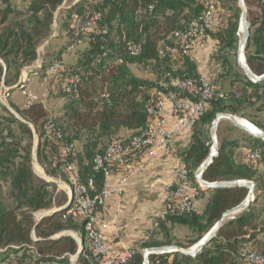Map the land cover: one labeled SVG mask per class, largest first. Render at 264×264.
<instances>
[{"label":"trees","instance_id":"obj_1","mask_svg":"<svg viewBox=\"0 0 264 264\" xmlns=\"http://www.w3.org/2000/svg\"><path fill=\"white\" fill-rule=\"evenodd\" d=\"M66 1L20 0L17 5L13 0H0V61L6 67L3 82L7 86L12 83L11 68L14 80L22 68L36 61L38 48L50 37L54 13ZM243 4L249 24L245 62L252 74L261 76L264 75V0H243ZM203 9L204 4L198 0H79L67 9L69 20L73 14L82 15L85 11L100 14L101 20L87 34L90 35L88 49L78 57L75 66L61 65L65 48L52 57L53 64H59L57 74L63 78L54 95L62 101L57 114L49 119L44 106L34 102L27 107H15L18 119L2 107L0 264H9L10 258L17 262L28 259L33 264H70L72 256H76L75 264H97L86 245L82 223L67 215V210H59L66 205L67 197L55 202L56 184L38 179L32 171L34 132L38 139L36 160L49 177L66 182L65 165L75 163L81 181L91 180L94 192H99L105 175L93 171L94 159L103 155L105 143L124 139L117 137L120 130L135 135L152 122L148 115L152 88L161 80L199 77L194 61L179 47L175 58L159 55L158 50L164 45H173L171 34L182 27L181 21L188 24L197 20ZM222 12L227 14L224 24L219 23ZM214 14L215 25L202 39L209 37L220 51L233 50L241 16L239 0H215ZM104 27L106 33H103ZM68 36L71 41L70 30ZM160 43L163 45L159 47ZM133 44L139 46L135 55L128 50ZM250 46L252 52H248ZM225 64L226 61L221 64V77L230 79V89L224 91L214 82L219 88L218 94L208 102L204 115L192 129L189 147L181 154L193 185H197L196 171L210 155V129L217 114L245 117L247 111H251L252 123L264 133V82L254 83L245 73H237ZM49 66L43 65L42 69ZM131 66L149 69L155 80L135 76ZM72 78L75 81L70 84ZM50 120L60 138L48 130ZM216 136L218 154L202 172L201 180L207 183L252 182L261 192L258 199L227 217L215 236L194 256L179 251L150 254L148 264H244L242 254L249 243L256 248L252 250L264 253V140L251 138V144L246 146L249 153L259 151L258 161L248 158L246 163H240L235 153L239 144L220 141ZM65 144L75 146V157L62 153ZM142 158L144 154L140 152L133 161ZM206 191L207 203L200 213H169L159 219L158 228L165 242H142L132 246L135 254L126 264H143L146 249L166 246L190 250L224 213L247 198L249 190L235 186ZM54 210L56 212L50 216L39 221L35 219L39 212ZM173 226L189 231L184 243L170 237ZM67 232L78 234L80 242Z\"/></svg>","mask_w":264,"mask_h":264},{"label":"built area","instance_id":"obj_2","mask_svg":"<svg viewBox=\"0 0 264 264\" xmlns=\"http://www.w3.org/2000/svg\"><path fill=\"white\" fill-rule=\"evenodd\" d=\"M204 4L202 15L190 23L181 21V28L171 34L173 45H164L158 50L159 55L168 54L175 58L178 54V47L183 54H188L193 45L201 40L216 22L215 0H198ZM101 16L98 13L85 11L82 15L73 14L69 23L71 35L70 46L81 43V37L87 35L100 22ZM106 33V27L103 29ZM128 50L131 54H137L139 46L130 45ZM106 53L102 54L105 57ZM1 63V61H0ZM59 68V64H53L49 69L42 71L45 78L50 77ZM42 70V66L39 65ZM44 78V79H45ZM30 79L20 81L15 88L23 91L25 101L23 107L39 102L45 106L48 93L45 90L41 97L29 91L27 86ZM72 78L69 83H74ZM8 88L3 83L0 84V105H4L8 97ZM69 91V87L65 88ZM218 86L205 76L199 75L197 78L161 80L150 92L148 101V115L152 122L139 133L124 139H112L107 142L103 155H98L93 161V171L103 172L105 182L99 192H94L92 181L83 183L80 179L79 171L75 163H67L64 171L66 173L68 188V198L72 195V203L66 214L82 223L86 245L97 264H126L135 254L132 247L125 248L120 254L109 253L106 241L103 237V230L108 225H98V211L115 194L121 192L122 188L133 178L139 176L147 166V163L156 158L160 152L169 148L171 139L175 133L173 130H165L162 124L171 116L177 119L178 132L192 131L197 121L204 115L208 102L218 94ZM166 102L170 104V109L165 107ZM53 115H49V119ZM249 123V122H248ZM252 125V124H251ZM253 126V125H252ZM48 130L55 132L57 138L61 135L56 131L51 120L48 122ZM254 127V126H253ZM260 132V131H259ZM261 133V132H260ZM142 152L144 158L134 162L135 155ZM62 153L75 157V146L65 144L62 146ZM260 158L257 150L249 153V160L255 162ZM117 171L120 175L116 183L110 184L106 181L107 176ZM196 178L201 179L200 175ZM204 189L201 184L193 185L189 182L187 171L183 166L175 170V180L172 185L164 189L165 204L160 219L167 214H181L196 212L194 201L200 196V191ZM94 192V194H92ZM148 257V256H147ZM244 264H264V253L256 252L250 248L244 250L242 254ZM70 264H75L76 256L70 257ZM44 264V263H42ZM49 264H59L52 262Z\"/></svg>","mask_w":264,"mask_h":264},{"label":"crops","instance_id":"obj_3","mask_svg":"<svg viewBox=\"0 0 264 264\" xmlns=\"http://www.w3.org/2000/svg\"><path fill=\"white\" fill-rule=\"evenodd\" d=\"M69 1H72V5L79 0H67L65 3ZM15 4L17 3L15 2ZM214 45L215 42L209 37H206L196 42L188 54L194 61L199 75L207 77L220 85L224 91H228L230 89V79L221 77L223 74L221 66L208 63L210 53L214 51ZM239 62L241 63L240 58ZM32 84L33 83H29L28 88H31L33 86ZM41 86L42 85L36 86V89L34 87V92L39 93ZM165 107L170 109V104L166 102ZM233 116L235 117L236 115ZM225 120L229 119L223 118L219 121L216 135H218L220 141L237 142L239 144V147L235 150L237 161L246 163L249 158V150L246 146L251 144V138L254 137L237 128L235 125V131L230 129V127H227L228 125L224 123ZM162 128L175 131L169 148L166 151L160 152L156 158L150 160L147 163L146 169L139 176L131 179L122 188L120 193L113 195L98 211V225L101 226L105 223L108 225V227L103 230V237L106 241L109 253L112 255H118L125 248L135 246L142 242L159 244L165 242V238H163L158 228V221L164 210L165 204L164 189L166 186L174 183L175 170L183 166L181 154L191 143L192 131L178 132L177 119L175 116L169 117L162 124ZM240 131L244 132L246 136H243ZM132 134L133 132L122 129L117 137L128 138ZM119 177L120 175L117 171H112L107 176L106 181L110 184H114ZM45 181L47 180L45 179ZM52 182L55 184L59 183L55 180H52ZM64 185L67 188L66 183H64ZM202 190V194H200L193 203L197 213H200L204 209L208 199L206 189ZM260 193L261 192L257 191L256 188L255 200L258 199ZM189 235V231L184 227L173 226L170 229V237L182 243L186 241ZM77 236L79 238L78 234ZM259 238H262V236L260 235ZM246 248L256 249L255 247L253 248L252 243L247 244Z\"/></svg>","mask_w":264,"mask_h":264},{"label":"rangeland","instance_id":"obj_4","mask_svg":"<svg viewBox=\"0 0 264 264\" xmlns=\"http://www.w3.org/2000/svg\"><path fill=\"white\" fill-rule=\"evenodd\" d=\"M14 2L17 3V5H20V0H13ZM71 2L69 1L68 3H63L54 13L53 16V24H52V30L50 37L46 42H44L37 50V59L36 61L30 65L22 68L18 74V76L13 80L14 77V69L11 68L10 71V78L12 79V83L7 86L3 80H4V75L6 73V67L3 62L0 63V84L3 83L5 87H7L9 90L7 92L8 97L6 98V101L4 102V105H1L0 108V115L3 114V108L7 109L11 114H13L16 118L20 119L19 115L15 111V107L17 108H22L24 105L25 101V96L22 90L15 88V86L22 80L24 79H30L33 82L31 88H27L29 91H31L33 94L37 95L38 97H41V95L44 93L46 90L48 93V98L47 102L44 106L45 110L47 111L48 115H53L55 116L57 114V109L61 105L62 101L55 98V92L59 85L61 84L63 78L61 77L60 74H57L56 71L53 72V74L50 77L45 78L42 71L49 69L53 65V56L55 55L56 52L60 51L61 49H64V52L62 54L61 58V65L63 67H72L76 65L78 57L84 53L86 49H88V43H89V37L90 35H86L81 39V43L71 47L69 45L70 43V38L68 36V26L70 20L68 19V8L71 6ZM227 18L226 13H221L220 18H219V23L224 24L225 20ZM242 37V34L239 32L237 33V42L235 44V48L233 50H219L217 45H214V51L210 53V58L208 63H211L212 65H219L221 66L223 61H226V66L230 67L233 71L243 74L244 75V70L242 66L239 64V54L240 51L238 50V46L240 43V39ZM248 39V38H247ZM242 40V39H241ZM246 44L247 40L241 44V49L242 53L244 55L245 59V49H246ZM69 45V46H68ZM163 44H159V47L162 46ZM253 48L250 46L248 48V52H252ZM52 63L51 66H49ZM55 64V63H54ZM39 65H47L49 67H46L44 70L39 69ZM131 72L137 76L141 77L142 79H146L148 81H154L155 76L151 74L150 70L147 68H142L138 66H131L130 67ZM45 78V79H44ZM42 85L39 93L34 92V87L36 89V86ZM28 87V86H27ZM33 88V90H32ZM252 112L247 111V116L241 117L239 115H236L235 117L244 119L250 124L254 126L252 123ZM230 129H233L235 131L234 124L229 121L225 120V122ZM234 127V128H233ZM255 127V126H254ZM33 128V127H32ZM256 128V127H255ZM257 129V128H256ZM237 130V129H236ZM258 130V129H257ZM239 131V130H237ZM259 131V130H258ZM261 132V131H260ZM243 136H246V134L242 131H240ZM262 133V132H261ZM34 138V150L33 154L31 157V166H32V171L35 174V176L38 179L41 180H55L58 181L59 183L56 184V192H57V197L55 198V202L60 201L64 197L68 198V190L65 187L64 183H66L63 179H55L49 177L44 169L40 166V164L36 160V145L38 142L37 135L35 134ZM217 140V136H216ZM106 145V143H105ZM64 188V190H63ZM68 200V199H67ZM48 211H42L39 212L35 215V219L38 220L44 213H47ZM66 234L72 236L74 239H76L78 242H80L77 234L75 232H67ZM9 264H33L32 261H29L28 259H25L22 262H17L15 258H10V263Z\"/></svg>","mask_w":264,"mask_h":264},{"label":"water","instance_id":"obj_5","mask_svg":"<svg viewBox=\"0 0 264 264\" xmlns=\"http://www.w3.org/2000/svg\"><path fill=\"white\" fill-rule=\"evenodd\" d=\"M239 7L241 9V16H240V22H239V28L243 27V31H244V41L247 40L248 36H249V24L246 21V9L245 6L243 4V0H239ZM239 30V29H238ZM238 50H241V44L239 43L238 46ZM240 64V62H239ZM244 70L245 75L248 77V79L252 82H264V75L261 76H255L254 74H252L245 62L244 59V63L240 64ZM223 118H227L229 119L237 128L245 131L246 133H248L250 136L256 138V139H260V140H264V133H260L258 135H254L252 134L250 131H248L247 129H244L243 127H241L237 121H236V117H234L233 115L230 114H224V113H219L216 115L211 129H210V136H211V149H213L212 152H210L209 157L205 160V162L199 167V169L196 171V175H200L202 174V172L207 168V166L213 161V159L217 156L218 154V147H217V140H216V130H217V126L219 124V121ZM197 183L201 184L204 186V189H216V188H231V187H235V186H240V187H246L249 191H248V195L247 198L237 207L227 211L226 213L223 214L222 219L219 220L217 222V224L205 235V237L197 244L195 245L193 248H191L190 250H183L177 247H159V248H151V249H146L143 251V264H148V259L147 256L150 254H162V253H172V252H176L179 251L185 255H189V256H194L196 254V252L198 250L201 249L202 246H204L207 242H209L216 234V232L218 231L219 227L223 224L224 220L227 217L233 216L234 214L240 212L241 210L245 209L248 205H250V203H252L255 198H256V194H255V184L252 182H246V181H233V182H218V183H207L204 182L201 179H197ZM48 182H52V180H47ZM72 203V195L68 198L66 205L59 209V210H67L70 205ZM54 212H56V210L54 211H49L47 213H44L37 221H39L42 217H46V216H50L52 215ZM80 253V252H79ZM78 253V254H79Z\"/></svg>","mask_w":264,"mask_h":264},{"label":"bare ground","instance_id":"obj_6","mask_svg":"<svg viewBox=\"0 0 264 264\" xmlns=\"http://www.w3.org/2000/svg\"><path fill=\"white\" fill-rule=\"evenodd\" d=\"M239 30H240V33L242 34V37H241L242 40L240 39V44H243V42H244L243 27H240ZM242 49H243V47H242ZM242 49L240 50V54H239V58H240V61H241L240 64L244 63V56H243V53H242ZM236 121L241 127H243L244 129H247L252 134H254V135H258L259 134V131L255 127H253L250 123H248L246 120L236 119ZM212 151H213V149H211V152Z\"/></svg>","mask_w":264,"mask_h":264}]
</instances>
